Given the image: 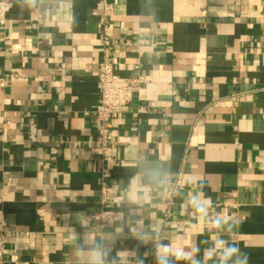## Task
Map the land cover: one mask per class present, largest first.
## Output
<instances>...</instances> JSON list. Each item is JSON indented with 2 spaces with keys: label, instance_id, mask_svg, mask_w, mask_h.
Here are the masks:
<instances>
[{
  "label": "crops",
  "instance_id": "crops-1",
  "mask_svg": "<svg viewBox=\"0 0 264 264\" xmlns=\"http://www.w3.org/2000/svg\"><path fill=\"white\" fill-rule=\"evenodd\" d=\"M8 1L4 264H89L80 248L97 243L106 264H157L162 244L198 245L203 257L219 234L192 209L197 192L231 223L227 237L249 264H264V0H107L106 28L103 0ZM105 38L117 73L149 80L115 109L102 158L93 150ZM102 210L122 219L101 227Z\"/></svg>",
  "mask_w": 264,
  "mask_h": 264
},
{
  "label": "built area",
  "instance_id": "built-area-1",
  "mask_svg": "<svg viewBox=\"0 0 264 264\" xmlns=\"http://www.w3.org/2000/svg\"><path fill=\"white\" fill-rule=\"evenodd\" d=\"M104 13L101 17V24L106 28L107 18L106 12L110 8L107 0H103ZM11 9V4L8 0H0V25H4L8 19V14ZM104 59L99 65L98 83L100 99L97 109L94 112V120L98 130L96 140L95 154L104 157L106 149L110 143V129L108 124L112 121L115 115V109L129 105L135 96V93L149 80L145 75H121L117 73L116 65L113 57L110 54L109 41L104 40ZM144 106H139L135 114L145 112ZM108 175L107 170L102 171V178ZM109 190L106 182L102 181V192L107 193ZM171 200L170 203L171 204ZM101 227L106 226L110 222L119 221L122 219L121 214L116 211L102 210L100 213L93 216ZM5 241L3 234L0 235V264H4Z\"/></svg>",
  "mask_w": 264,
  "mask_h": 264
},
{
  "label": "clouds",
  "instance_id": "clouds-1",
  "mask_svg": "<svg viewBox=\"0 0 264 264\" xmlns=\"http://www.w3.org/2000/svg\"><path fill=\"white\" fill-rule=\"evenodd\" d=\"M40 2L41 0H30L34 8ZM189 203L194 212L218 232V238L213 240L203 257L200 256L201 249L198 245L191 251H185L162 244L156 254L157 264H173L177 260L186 261L187 264H206V260L212 261V264H249L248 253L227 237L228 225L231 223H226L219 214L215 217L210 215V204L204 198L203 192L193 194ZM80 251L89 257V264H106L109 254V249L103 243L93 244L87 248L81 247Z\"/></svg>",
  "mask_w": 264,
  "mask_h": 264
}]
</instances>
